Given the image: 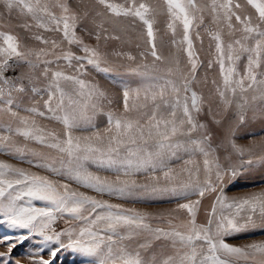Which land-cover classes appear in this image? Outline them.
<instances>
[{
  "label": "snow or ice",
  "instance_id": "1",
  "mask_svg": "<svg viewBox=\"0 0 264 264\" xmlns=\"http://www.w3.org/2000/svg\"><path fill=\"white\" fill-rule=\"evenodd\" d=\"M246 3L255 10L256 22L243 12L244 4L233 0H211L205 5L196 0H165L173 37L178 26L182 29V38L179 42L173 39L172 44L186 53L188 68L180 69L177 56L176 67H168L161 74L159 65L167 58L157 47L154 25L158 5L146 0H92L90 6L79 10L73 0H0L9 16L15 10L24 17L17 27L31 33L38 44L29 46L28 36L22 41L11 31H0V152L62 178L51 179L0 160V225L24 230L19 235L0 237V244L7 247L6 252H0V264H21L20 259L2 258L9 257L17 244L30 237L40 239L34 251L26 254L27 264H55L58 253L68 249L88 258L87 264H230L224 256L264 264V241L234 246L226 239L249 229H264V191L229 198L225 178H235L238 169L227 162L222 164L217 154L227 140L231 154L240 158L241 169L264 166V154L254 156L252 147L238 145L235 130L225 127L227 113L233 107L241 125L246 121L245 110L254 107L256 101H260L264 115V71H258L264 66V0ZM205 12L217 25L209 35L215 41L222 77V85L212 81L219 111H214L212 102L195 88L199 64L191 32L204 23ZM138 22L144 32L135 39L147 45L139 55L146 58L150 54L153 60L129 69L140 83L132 88L121 81L123 110L107 112L109 127L101 132L89 111H102L105 101H114L99 85L82 77L88 66L98 73L112 74L110 54L135 61L130 52L102 51L99 41L128 42L137 32ZM223 27L231 37L227 44ZM51 32L62 33V39H49L43 34ZM93 36L95 46L85 42V37ZM64 41L76 45L83 54L62 50ZM245 54L246 70L240 73L237 62ZM61 60L72 73L60 67ZM207 67L211 69L213 62L209 61ZM37 97L45 111L35 106ZM28 100L33 106H25ZM206 102V116L210 113L212 119L201 122L196 117ZM34 115L58 123L62 131L40 126ZM81 128L94 130L88 135H75ZM28 142L39 148L30 147ZM181 151L189 159L183 161L177 174L171 164L173 158L180 159ZM245 155L247 160L243 159ZM198 156L203 157L202 167L195 159ZM92 166L114 177L101 176L90 170ZM183 174L186 178H181ZM140 175L146 176L144 182L138 180ZM64 181L125 201L165 196L183 200L172 211L186 210L189 219L179 226L169 219V227H154L151 221L158 217L152 213L97 199ZM206 194L215 199L206 222L197 223ZM192 196L197 199H190ZM37 201L42 206H37ZM60 218H66L68 227L57 231L54 224ZM133 241L135 248L130 247ZM154 242L169 244L172 253L158 258ZM142 252L151 255L146 258Z\"/></svg>",
  "mask_w": 264,
  "mask_h": 264
},
{
  "label": "rangeland",
  "instance_id": "2",
  "mask_svg": "<svg viewBox=\"0 0 264 264\" xmlns=\"http://www.w3.org/2000/svg\"><path fill=\"white\" fill-rule=\"evenodd\" d=\"M114 2H125V0H114ZM130 3L131 0H128ZM146 2L158 5L160 11L156 16L155 21V29L157 34V47L160 52L167 58L166 62L160 64L159 67L161 68V74L164 73L168 67L175 68V57L179 56L180 59V69L187 70L188 62H187V55L183 51H178L177 46L172 44V40L176 39L177 42L182 38V29L181 27H177V32L175 37H173L171 30L168 28L169 17L167 16L165 8V0H146ZM198 4L205 5L210 4L211 0H196ZM217 2H221V0H217ZM239 2L244 4L245 7L243 12L245 14L251 15L253 21H257V14L255 10L252 9L250 6L247 5L246 0H233V3ZM73 4L79 7V10H82L84 7L90 6L92 4V0H73ZM24 17H21L17 11H13L9 16L6 11L0 6V31H11L14 34L18 35L21 40L23 41L25 36L29 37L28 44L29 46H38L37 42L31 39V33H26L23 29L17 27L18 24L22 23ZM137 32L132 34L133 38L128 42H113L108 41L106 42L103 38L99 41V46L101 50H115V51H123V52H130L132 55L136 57L135 61H130L126 57L117 58L114 55L109 56L110 61L113 64V73L110 75H106L103 73H98L94 69L89 67V71L85 74L82 78L86 81L91 82L92 84L99 85L102 90H104L108 94V99L113 100L112 104H108L105 101L102 105V111H97L93 113L91 110L89 114L93 117V123L96 126V129L103 132L106 128L109 127L107 122V112L114 111V112H122L123 110V85L121 81L127 82L128 85L132 88H135L140 83V78L136 75L130 73V68H135L137 65L143 63H151L153 58L150 54L145 57H141L139 53L141 51H146L147 45L144 43L143 40L137 41L135 39L136 35H142L144 32L143 26L138 22L136 25ZM217 29V25L212 21L210 15L205 12V19L204 23L199 27L194 26L191 32L193 44H194V51L198 58V69H197V82L195 84V88L199 93H202L205 97L206 101L212 102V107L214 111H219V107L217 105V97H216V85L212 84V81L215 80L217 84L222 85V77L219 71V64L216 63L217 53L215 51V41L210 32H214ZM33 31H36L33 29ZM42 31V30H41ZM197 32L199 36H197ZM224 39L225 43L229 42L231 37L228 35V29L223 27ZM49 39H57L60 41L62 39V33H43ZM81 33L78 31V35ZM85 42L89 43L90 45L95 46L97 41L95 40L94 36L89 38L85 37ZM140 43V48L136 47V44ZM186 47V45H185ZM62 50H71L76 53V55H82V51L76 45H68L66 41L62 44ZM61 49H58L57 52L59 53ZM213 62V67L209 69L207 67L208 62ZM75 64V61L73 62ZM226 65L228 61H225ZM247 66V54L240 61L237 62V70L240 73H243L246 70ZM60 67L68 72L72 73L73 70L67 66V63L63 60L60 61ZM258 71H264V66ZM74 74V73H73ZM251 93L249 94V97ZM46 98V97H45ZM39 101L35 106L38 107L41 111H45L42 101L37 97ZM26 107L33 106L32 101L28 100L25 104ZM209 104L206 102L203 105V111L197 116L196 118L201 122H207V120L212 119V115L209 113L206 116L207 109ZM246 121L243 125L238 122V118L235 116L236 109L233 107L229 113H227V119L225 120V127H232L235 130V135L239 140H247L248 144L249 141H252V145L255 147L254 156H259V151L264 153V115L261 114L260 108V101H256L254 103V107L246 109ZM22 115H29L28 113H21ZM131 116L135 117L136 113H130ZM195 115V113H194ZM37 123L45 127L49 130L55 129L56 131H62V126L54 121H49L45 117L35 116L34 117ZM219 118V117H217ZM5 119H7L5 117ZM94 129L88 128L84 129L81 128L77 130L74 134L75 135H88ZM178 139H184L183 137H178ZM20 143H24L22 138H18ZM30 147H37L34 142H28ZM260 145V146H259ZM220 157V162L223 164L225 162L236 166L238 169V174L235 178H225V187L226 193L229 198H243L247 197L251 194H256L261 191H264V166L260 164H254L251 167L246 169H241L239 167V160L240 158L234 154H231V150L229 148L227 140L224 141L223 147L217 153ZM231 154V158L226 160V158ZM180 159L173 158L171 166L173 167L174 171L177 174H180L181 168L184 166L183 161L189 159V157L184 154L182 151L178 153ZM198 161L200 166L202 167L203 157L198 156L195 157ZM245 160L248 159V156L245 155ZM0 160L7 161L18 167L28 168L30 171L36 172L40 175H48L51 179H62L56 177L55 175L47 172L44 169H39L35 167H30L27 163H23L16 159L15 157L9 156L3 152H0ZM190 167V165H189ZM93 172H98L101 176H108L110 178L114 177V174L111 172H106L103 170H98L95 166L90 168ZM181 178H186V174H183ZM140 182H144L146 180V176L140 175L138 177ZM70 183L72 189L77 191L86 192L89 195L95 196L97 199H104L110 200L112 203H122L127 208H133L139 211H146L152 213L154 217H158L157 219H153L151 223L154 227H169L168 220L172 219L173 223L177 226L181 225L183 221L189 219V216L186 210H179V211H172L176 209L177 203H183V200H175L171 199L167 196L165 197H157V198H149L144 200H121L116 197H110L106 194H99L91 189L84 188L81 185L73 181H64ZM192 200H196L197 197L192 196L190 197ZM215 197L211 194H206L205 198L201 200V204L199 210L197 212V223H204L206 222V217L211 211V204L213 203ZM37 206H42L41 202H35ZM171 212V215L169 213ZM66 218L58 219L55 224L54 228L59 231L62 228L68 227L65 223ZM257 221L259 222V218L257 217ZM73 224L79 225V222L73 221ZM24 230H13L7 226V224L0 225V237L5 234L8 235H19ZM39 237H30L27 241L23 243L17 244V246L12 250V253L9 257L2 258L3 260H11L15 261L16 259L21 260V264H27V256L28 252L34 251V245H36ZM227 242L234 245V246H243L248 243L253 242H260L264 241V229L255 228L249 229L245 232L235 233L233 236L226 238ZM130 247L135 248L136 242L133 241L130 244ZM7 247L5 244H0V252H6ZM153 251L158 254V258L161 255H167L172 253V249L169 244L165 242H154ZM45 257L47 258V250L44 253ZM146 258L151 255V253H144L142 252ZM230 261V264H251V262H245L244 260H236L233 257H222ZM88 258L82 256L80 253L73 252L71 249L68 250H61L58 253L55 264H87Z\"/></svg>",
  "mask_w": 264,
  "mask_h": 264
},
{
  "label": "crops",
  "instance_id": "3",
  "mask_svg": "<svg viewBox=\"0 0 264 264\" xmlns=\"http://www.w3.org/2000/svg\"><path fill=\"white\" fill-rule=\"evenodd\" d=\"M237 135H235V140H236V143L238 144V145H241V146H245V147H253V148H255L253 145H252V141H249L250 143L248 144V142H247V140H239L238 141V138L236 137ZM260 146V145H259ZM261 154H264V153H262V152H260L259 151V155H261ZM244 159V158H243Z\"/></svg>",
  "mask_w": 264,
  "mask_h": 264
}]
</instances>
